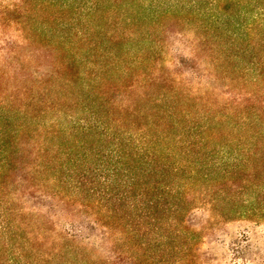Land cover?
Wrapping results in <instances>:
<instances>
[{
  "label": "rangeland",
  "instance_id": "rangeland-1",
  "mask_svg": "<svg viewBox=\"0 0 264 264\" xmlns=\"http://www.w3.org/2000/svg\"><path fill=\"white\" fill-rule=\"evenodd\" d=\"M14 2L0 0V264H264V0ZM103 130L147 136L180 215L148 224L97 180L63 200L105 174Z\"/></svg>",
  "mask_w": 264,
  "mask_h": 264
},
{
  "label": "trees",
  "instance_id": "trees-1",
  "mask_svg": "<svg viewBox=\"0 0 264 264\" xmlns=\"http://www.w3.org/2000/svg\"><path fill=\"white\" fill-rule=\"evenodd\" d=\"M18 2H20V0H18ZM18 2H14L10 6L18 8ZM95 5L96 4H92L90 9ZM6 8L9 7L6 6ZM251 51V49H247L246 47L239 49L240 54H247ZM255 79L258 81L259 77ZM94 123H97L95 126H102V123L98 119H95ZM82 128L87 130L86 132H89L88 126L82 125ZM102 135L106 138L111 137V146H108L104 149V152H102L103 154L105 152L107 153V156L102 155L104 158H107L110 164L105 169V174L95 173V175V171L93 172L91 169L82 172V174H79L76 178V185L69 183L71 186L70 191L73 195L66 194L63 197L68 199L65 198L63 200H70L81 194L80 188L82 187V194H84L87 183L97 184L95 183V180H97L98 183H101L100 185L103 186V189L100 191L102 198H107L114 204L113 207L119 206L124 208L128 211V215H137L139 219L148 224L157 220L156 217L158 214L161 215L165 212L172 214V216L180 215L183 211L181 204L185 198L183 196L184 189L180 188V185H177L171 180L169 174L165 171L166 168L169 167L165 164L160 166L162 171L157 172V167H159L157 164L161 156L154 145L147 148V136L136 135L132 132H122L115 135L112 134L110 130H103ZM145 151L146 153H144ZM141 164H146V166L149 165L147 169L152 170L147 171L146 168V170L141 169ZM42 165L44 168V164ZM45 168L48 170L47 166H45ZM173 169L175 172L178 171V167H172V171ZM44 181L48 182L49 179L46 178ZM73 181H75L74 177L71 182ZM89 189L93 190V192L95 191L93 187H89ZM59 195L60 192L55 191L52 194L43 192L42 196L45 201L50 200L49 204L52 206L54 201H56L55 199L60 198ZM114 210L116 211V209ZM61 230L64 232V236L78 241L80 244L87 239L86 237L81 239V237L77 235V232H82V230L71 222H65ZM164 239L165 238H162V242Z\"/></svg>",
  "mask_w": 264,
  "mask_h": 264
}]
</instances>
